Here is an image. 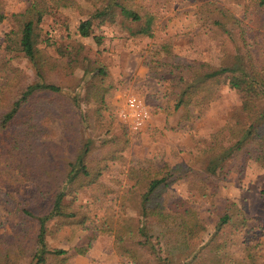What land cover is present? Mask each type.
<instances>
[{
  "label": "rangeland",
  "instance_id": "1",
  "mask_svg": "<svg viewBox=\"0 0 264 264\" xmlns=\"http://www.w3.org/2000/svg\"><path fill=\"white\" fill-rule=\"evenodd\" d=\"M249 1L135 0L139 7L155 17L153 36H133L131 33L136 31L138 24L122 18L115 22L92 19L91 31L101 39L97 44L90 38H81L77 26L101 8L106 0H0V13L5 16L0 24V87L12 80L21 79L22 83L34 80V70L22 53L5 52V35L14 29L11 15L23 13L33 4L43 3L46 7L39 24L37 47L48 62L59 69L64 67L61 71L51 70L49 79L59 86L60 92L53 97L55 102L65 104V110L53 115L56 112L50 104H45V108L38 107L35 123L43 129L40 140L44 146L61 147L64 153H70L67 156L73 157L80 145L91 142L89 156L99 165L101 176L78 194L73 205H89L96 225L105 216L136 217V210L124 202L130 198L127 190L139 182L138 187L143 188L146 176L164 174L180 164L200 168L202 158L197 155L198 147L226 123L238 121L236 138L243 135L247 119L241 113V104L257 97L253 85L232 89L222 78L212 97L200 109L190 106L189 109L176 110L174 101L168 97V92L165 94L163 83L155 73L159 71V63L166 59L170 64L194 67L205 62L216 68L224 61L231 63L232 56H243L247 47L252 58L259 59V48L253 44L259 41L255 37L257 32L244 34L239 29L225 34L218 32L211 20L206 19V16L212 19L213 15H208L207 7L203 6L213 3L225 8L246 25L252 15L248 8V17L245 18L243 7ZM75 51L86 59L84 65L68 68L66 64ZM90 63L104 68L102 81L100 77H94L93 72L85 70ZM193 72L181 70V75L190 79ZM99 85H102V99H99ZM130 95L141 99L150 114L139 133L130 132L118 117L119 109ZM46 154L50 155L48 147L44 150ZM3 169L0 167V171ZM142 171H146V176L141 175ZM9 177L0 172V241L13 245L18 264H28L32 249L21 250L15 245V230L19 225L15 211L21 203L34 202L35 184L17 173L15 180ZM170 179L175 177L172 175ZM94 197L99 198L95 205ZM166 197L184 198L197 208L201 229L189 242L193 250L214 232L218 218L213 207L219 208L225 201L235 203L245 221L243 226L226 225L219 232L217 241L223 245L222 252L227 256L224 264L241 260L245 246L253 243L258 245L253 253L254 263L264 262V170L254 163H248L242 174L234 171L228 174L219 184L213 207L212 202L203 201L196 191L189 190L183 179L168 186ZM122 204L126 206L124 209ZM48 229L49 246L66 250L68 254L65 255L66 261L49 259L46 264H131L117 250L113 236L100 234L87 253L80 256L72 248L87 243V232L74 224L58 229L51 223ZM126 245L134 247L132 243ZM140 261V264H156L147 253H141ZM242 262L249 264L250 261L245 259Z\"/></svg>",
  "mask_w": 264,
  "mask_h": 264
},
{
  "label": "trees",
  "instance_id": "2",
  "mask_svg": "<svg viewBox=\"0 0 264 264\" xmlns=\"http://www.w3.org/2000/svg\"><path fill=\"white\" fill-rule=\"evenodd\" d=\"M40 5L33 4L23 13L12 14L14 29L5 35V52L22 53L34 70V80L29 83H22L21 79L12 80L0 87V167L5 168L0 172L11 176L12 180L17 173L35 184L34 202L21 203L15 211L19 222L15 230V245L21 250L32 249L28 264H46L49 259L66 261L68 251L51 248L47 242L51 223L58 229L74 224L88 233L85 245L72 248L80 256L87 253L100 234H106L113 236L117 250L131 264H140L141 253L151 255L156 264H224L227 256L222 252L223 245L217 241L219 232L226 225L243 226L245 220L241 209L231 201H225L219 208L213 207L219 184L231 171L242 174L250 162L264 170V58L261 60L264 57V0H250L243 7L245 18L248 17V8L252 15L246 25L225 8L213 3L203 5L207 7L208 15H213L212 19L209 16L206 19L211 20L218 32L225 34L233 29L244 34L257 32L255 37L259 41L253 44L259 48V59H253L247 47L243 56H232L231 63L224 61L216 68L205 62L194 67L170 64L166 59L159 63V71L155 73L163 83L165 94L168 92V97L174 101L176 110L189 109L190 106L200 109L212 97L222 78L232 89L253 85L258 92L257 97L241 104V113L247 119L243 135L236 138L238 121L226 123L198 147L197 155L202 158L200 168L180 164L161 175L146 176V171L140 172L146 176L145 180L142 178L145 185L140 188L139 182L130 187L127 190L130 198L124 202L136 210V217L105 216L99 225L94 223L89 205H73L78 194L101 176L99 165L89 156L91 142L84 140L73 157L67 156L70 153H64L61 147L44 146L40 140L43 129L35 123L38 107L45 108V104H50L56 112L53 115L62 114L65 110V104L55 102L53 97L60 92L59 86L49 79L51 70L61 71L64 67L59 69L48 62L37 47L39 24L46 12L45 5ZM117 18L138 24L136 31L131 33L133 36H153L155 17L139 7L135 0H106L89 18L78 23L77 33L81 38H90L99 44L101 39L93 35L91 20L115 22ZM4 19L0 13V24ZM79 55L76 51L71 54L66 67H83L86 59ZM85 70L93 72L94 77H100L101 81L105 76L104 68L93 63L86 65ZM181 70H194L193 77H182ZM101 86L97 90L99 99L103 97ZM44 147L50 150L49 156L44 155ZM172 175L175 179H170ZM177 179L186 181L189 190L196 191L203 201L212 202L213 212L218 218L214 232L194 250L189 247V242L201 229L197 208L184 198L166 197V189ZM98 199L94 197L93 205ZM125 204L121 205L122 209ZM126 243H132L134 247ZM12 247L0 241V264H18V254ZM257 248L254 243L246 245L243 258L234 264H243L245 259L250 261L249 264H255L253 253Z\"/></svg>",
  "mask_w": 264,
  "mask_h": 264
},
{
  "label": "built area",
  "instance_id": "3",
  "mask_svg": "<svg viewBox=\"0 0 264 264\" xmlns=\"http://www.w3.org/2000/svg\"><path fill=\"white\" fill-rule=\"evenodd\" d=\"M150 114L143 101L134 95L127 96L118 117L132 133H139L144 129Z\"/></svg>",
  "mask_w": 264,
  "mask_h": 264
}]
</instances>
